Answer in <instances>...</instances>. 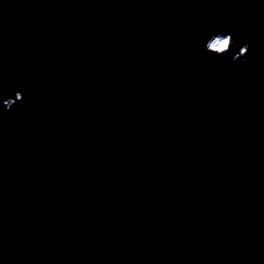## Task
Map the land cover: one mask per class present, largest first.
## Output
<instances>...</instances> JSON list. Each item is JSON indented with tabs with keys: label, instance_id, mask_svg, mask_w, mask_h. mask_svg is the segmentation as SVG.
Segmentation results:
<instances>
[{
	"label": "water",
	"instance_id": "1",
	"mask_svg": "<svg viewBox=\"0 0 264 264\" xmlns=\"http://www.w3.org/2000/svg\"><path fill=\"white\" fill-rule=\"evenodd\" d=\"M0 264H264V0H0Z\"/></svg>",
	"mask_w": 264,
	"mask_h": 264
},
{
	"label": "rangeland",
	"instance_id": "2",
	"mask_svg": "<svg viewBox=\"0 0 264 264\" xmlns=\"http://www.w3.org/2000/svg\"><path fill=\"white\" fill-rule=\"evenodd\" d=\"M225 41H227V43H228L227 39L215 38L210 42L209 46H211L212 48L220 50V49H223L227 46V43H226V45L224 47H220V45L223 44Z\"/></svg>",
	"mask_w": 264,
	"mask_h": 264
},
{
	"label": "clouds",
	"instance_id": "3",
	"mask_svg": "<svg viewBox=\"0 0 264 264\" xmlns=\"http://www.w3.org/2000/svg\"><path fill=\"white\" fill-rule=\"evenodd\" d=\"M227 41H225L223 44L220 45V47H224L226 45Z\"/></svg>",
	"mask_w": 264,
	"mask_h": 264
}]
</instances>
